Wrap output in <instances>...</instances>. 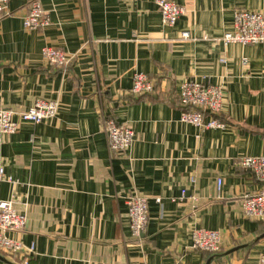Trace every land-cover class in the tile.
Segmentation results:
<instances>
[{
  "label": "crops",
  "instance_id": "1",
  "mask_svg": "<svg viewBox=\"0 0 264 264\" xmlns=\"http://www.w3.org/2000/svg\"><path fill=\"white\" fill-rule=\"evenodd\" d=\"M32 1L10 0L12 15L0 18V109L60 102L55 118L0 131V167L16 181L0 184V198L27 215V228L9 235L35 244L29 264H258L264 220L245 217L241 198L264 182L239 162L264 156V44L219 39L235 29V11L264 17V0H173L186 7L173 27L155 0H40L52 23L30 31ZM45 46L71 57L67 71L46 63ZM136 73L155 91L133 94ZM197 79L224 85V129L181 121V85ZM103 117L132 127L129 152L110 154ZM134 194L149 202L140 238ZM202 228L221 234L220 253L192 248ZM24 257L0 252V264Z\"/></svg>",
  "mask_w": 264,
  "mask_h": 264
},
{
  "label": "built area",
  "instance_id": "2",
  "mask_svg": "<svg viewBox=\"0 0 264 264\" xmlns=\"http://www.w3.org/2000/svg\"><path fill=\"white\" fill-rule=\"evenodd\" d=\"M10 0H0V18L10 16ZM155 4L162 15L164 25L175 26L180 16L186 13V7L181 6L173 0H155ZM28 14L23 20V27L30 31L44 29L51 25V17L44 10L40 0L31 2ZM235 29L224 34L219 40L225 45L240 44H264V17L261 13L254 11H235ZM191 34L184 31L181 39H190ZM42 56L47 64L53 68L66 70L72 63L71 57L63 50L51 46L42 49ZM226 62V60H222ZM247 63V60L245 61ZM131 92L136 95L152 93L156 89L154 80L149 79L146 74L136 73L133 77ZM225 87L222 84H211L204 80H190L181 85L180 100L185 106L181 121L191 124L202 131L216 128H225V123L216 114L221 113L225 101ZM60 102L44 98L36 99L34 105L16 113L11 108L0 109V131L8 135L15 134L20 129L22 121L39 124L45 120L55 118L58 113ZM210 113L214 117L206 121L205 115ZM18 114L20 121L14 119ZM102 128L107 135V147L110 154H126L134 143L136 133L130 125L118 123L113 118L103 117ZM239 164L250 170L259 182H264V156L244 157ZM12 184L16 181L0 167V184L4 182ZM218 190H222V179L218 178ZM186 191L183 190L181 200ZM242 209L245 217L251 220H264V190L254 193H245L242 198ZM157 199V202H160ZM129 221L132 236L140 238L146 231L149 217V202L145 196L139 194L130 195ZM27 215L21 213L14 199L3 200L0 198V252H6L12 256L25 255L24 264H29L31 255L35 252V244L27 247L22 242L10 237V233L24 231L28 224ZM192 248L200 252L218 254L222 248V236L218 231L206 228L196 229L192 233ZM258 264H264V256H261Z\"/></svg>",
  "mask_w": 264,
  "mask_h": 264
},
{
  "label": "trees",
  "instance_id": "3",
  "mask_svg": "<svg viewBox=\"0 0 264 264\" xmlns=\"http://www.w3.org/2000/svg\"><path fill=\"white\" fill-rule=\"evenodd\" d=\"M62 70H64V69H62ZM64 71H67V69L66 70H64ZM222 121V120H221ZM207 253V252H206ZM207 254H210V253H207ZM210 255H215V254H210Z\"/></svg>",
  "mask_w": 264,
  "mask_h": 264
}]
</instances>
